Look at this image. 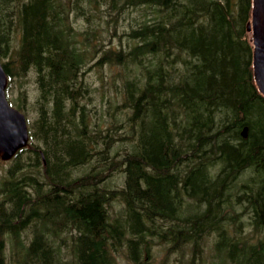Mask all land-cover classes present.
Wrapping results in <instances>:
<instances>
[{
	"label": "trees",
	"instance_id": "1",
	"mask_svg": "<svg viewBox=\"0 0 264 264\" xmlns=\"http://www.w3.org/2000/svg\"><path fill=\"white\" fill-rule=\"evenodd\" d=\"M103 7L112 34L117 15L128 16L118 46L91 41ZM251 8L0 0L6 94L30 138L0 160V264H152L155 247L161 264L171 252L201 264L208 240L211 264H264V94L252 72ZM75 10L83 39L69 21ZM91 60L117 67L109 120L91 105ZM28 74L33 99L21 89L9 97L14 76Z\"/></svg>",
	"mask_w": 264,
	"mask_h": 264
},
{
	"label": "rangeland",
	"instance_id": "2",
	"mask_svg": "<svg viewBox=\"0 0 264 264\" xmlns=\"http://www.w3.org/2000/svg\"><path fill=\"white\" fill-rule=\"evenodd\" d=\"M100 6H98L99 8ZM98 15H95L97 17V21L100 22V28L97 30V36H92L91 41L97 42L98 41H104L105 43H110L113 46H118L121 42H124L125 36L119 35L121 30L127 25V15H123V13L118 14L119 17V24H117V34H112V30H110L108 24L102 19V16L110 17L108 14V10H106L104 7L97 10ZM130 15V14H129ZM95 17V18H96ZM111 19V18H110ZM69 21L71 24V27L76 32L77 39H83L84 33L86 31L85 28H87V24L85 23V19L81 16V14L77 13V11H73L69 16ZM112 21V20H110ZM109 21V22H110ZM111 25V23H109ZM108 27V30H106ZM127 27V26H126ZM103 38V39H102ZM97 42L96 44H98ZM97 54V53H95ZM99 56V54H98ZM94 58V57H93ZM92 58V60H93ZM91 62L88 63V67L85 72V78L90 82L91 88H96L93 91V96L91 97V105H94V107H97L98 110V116H104V120H109L108 118H111V106L110 105L108 112L104 111V104L108 103V101L115 102L116 97L119 96V91L116 90V87L112 81V77L115 74V71L117 69L116 66L110 67L108 64H101V65H95ZM95 65V66H92ZM14 89L9 93V97L15 98V96L18 94L17 91L19 89L25 90L26 94V100L30 101L33 99L35 95V83L33 81V75L28 74L26 76H14ZM13 105L15 103L11 101ZM108 105V104H107ZM16 106V105H15ZM30 119H33V112H30ZM92 119H99L95 116H92ZM244 219V217H243ZM204 250L202 251V258L200 260L201 264H211V261L215 258L213 255L215 254L214 249L212 248L210 241H207ZM164 249L157 250V247H155V256L153 258L152 264H161V262L164 259ZM177 256L180 257L179 252L178 253H169L168 257L164 260V264H179L180 261L177 259ZM187 252H184L183 260L186 258Z\"/></svg>",
	"mask_w": 264,
	"mask_h": 264
},
{
	"label": "water",
	"instance_id": "3",
	"mask_svg": "<svg viewBox=\"0 0 264 264\" xmlns=\"http://www.w3.org/2000/svg\"><path fill=\"white\" fill-rule=\"evenodd\" d=\"M253 42V75L264 94V0H252L251 18L246 22ZM7 74L0 63V158L10 159L18 149L28 145L29 133L24 114L6 97ZM246 136V126L241 131Z\"/></svg>",
	"mask_w": 264,
	"mask_h": 264
},
{
	"label": "bare ground",
	"instance_id": "4",
	"mask_svg": "<svg viewBox=\"0 0 264 264\" xmlns=\"http://www.w3.org/2000/svg\"><path fill=\"white\" fill-rule=\"evenodd\" d=\"M118 139V138H117ZM122 253V252H121ZM125 263V262H124Z\"/></svg>",
	"mask_w": 264,
	"mask_h": 264
}]
</instances>
